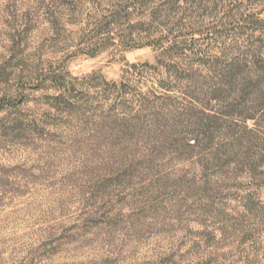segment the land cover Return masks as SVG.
I'll return each instance as SVG.
<instances>
[{
    "label": "rangeland",
    "instance_id": "obj_1",
    "mask_svg": "<svg viewBox=\"0 0 264 264\" xmlns=\"http://www.w3.org/2000/svg\"><path fill=\"white\" fill-rule=\"evenodd\" d=\"M0 264H264V0H0Z\"/></svg>",
    "mask_w": 264,
    "mask_h": 264
}]
</instances>
